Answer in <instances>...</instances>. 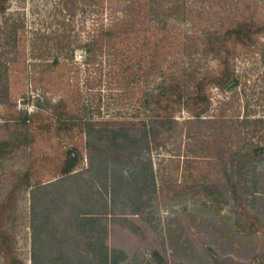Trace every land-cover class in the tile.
<instances>
[{
	"label": "trees",
	"instance_id": "obj_1",
	"mask_svg": "<svg viewBox=\"0 0 264 264\" xmlns=\"http://www.w3.org/2000/svg\"><path fill=\"white\" fill-rule=\"evenodd\" d=\"M9 2L0 0V107L11 104L9 65L19 61V32L26 28L24 12L8 11ZM51 2L43 24L33 23L32 55L43 76L54 73L60 89L66 77L77 96L68 104L42 93L30 105L49 113L58 134L79 129L88 164L75 173L83 153L67 145L71 171L32 189L28 227L35 249L43 245L40 264H73L93 255L92 261L108 263L101 222L145 213L159 186L158 163L177 164L171 173L181 170L183 181L174 185L185 183L207 205L244 219L258 197L257 170L264 162V0ZM242 51L259 56L261 79L254 86L236 73ZM27 113L0 116V127L25 125ZM67 182L76 193L64 205L47 190ZM69 226L98 242L82 254Z\"/></svg>",
	"mask_w": 264,
	"mask_h": 264
},
{
	"label": "rangeland",
	"instance_id": "obj_2",
	"mask_svg": "<svg viewBox=\"0 0 264 264\" xmlns=\"http://www.w3.org/2000/svg\"><path fill=\"white\" fill-rule=\"evenodd\" d=\"M51 1L10 0L7 4L10 12H24L26 28L19 32V61L9 65L11 104L0 107V116L3 119L24 118L26 115L22 117L21 111L27 109L28 119L25 125L21 124L22 129L0 127V156L4 158L0 165V264H34L35 254L37 264H40L43 245L39 243L35 249L28 227L32 189L54 182L71 171L67 145H75L83 153V162L72 169L75 173L88 164L79 129L75 128L71 134H58L49 113H37L30 105L42 93L53 101L63 96L68 104L77 96L69 92L66 77L62 78L65 87L60 89L54 73L43 76L37 66L40 62L32 55L33 23L43 24L49 17ZM260 8V17L264 21V7L260 5ZM33 11L37 13L36 17ZM3 24L4 16L0 13V29ZM48 59L51 58L45 56V60ZM261 71L258 54L240 53L236 73L241 82L254 86L261 79ZM70 83L78 86L80 81ZM247 92L252 94L253 88ZM244 97L242 94V99ZM250 103L254 104L255 100L251 98ZM9 140V145L3 143ZM163 164L156 165L159 186L144 214L128 215L127 218L111 215L101 222L102 234L99 236L103 235L104 228L108 263L104 259L92 261L93 255L90 259L80 257L73 264H264V162L257 170L258 197L244 214V219L227 214L223 208L207 205L202 195L191 193L185 183L174 185L175 181H183L181 170L171 173L177 164H168L167 168ZM167 181L171 183L162 186ZM71 183L74 182L59 184L47 191L62 196L61 203L65 205L76 193V187H71ZM96 199H92L91 204L97 202ZM75 203L80 205L81 201L76 199ZM95 206L98 210L99 206ZM63 209L64 206L54 209L55 216L59 212L61 215ZM71 228L69 226L67 234L71 241L79 243L82 254L90 248L89 243L98 242L96 235L91 241L87 238V230Z\"/></svg>",
	"mask_w": 264,
	"mask_h": 264
}]
</instances>
